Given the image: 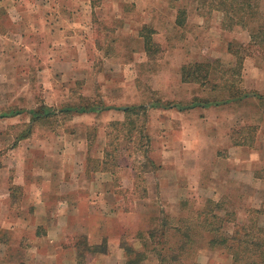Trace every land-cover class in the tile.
Masks as SVG:
<instances>
[{
	"label": "rangeland",
	"instance_id": "374dc122",
	"mask_svg": "<svg viewBox=\"0 0 264 264\" xmlns=\"http://www.w3.org/2000/svg\"><path fill=\"white\" fill-rule=\"evenodd\" d=\"M218 1L100 0L92 8L90 0H0V234L5 240L0 245V264H46L35 255L43 244L33 237L37 232L33 211L20 207L23 187L14 185L27 180L25 174L43 177L44 170L52 175L54 169L72 173L76 168L72 161L82 152L79 138L86 120L79 117L58 125L33 126L32 138L15 145L30 123L29 110L43 104L58 109L78 103L79 96L88 97L105 108L92 120L99 131L111 122L123 121L118 107L205 96L208 87L180 82L183 65L217 60L218 68L224 70L218 77L222 73L223 81L240 79L237 87L242 89L255 85L254 79L249 77L247 82L246 77L264 75L262 36L257 32L264 27V0H251L250 9L243 0L235 1L226 6L232 12L228 15L215 10ZM179 19L182 25L177 24ZM143 26L152 29V39L159 46L152 60L142 50ZM235 54L244 57L237 76L235 71L226 72L234 69ZM248 99L223 110L198 108L186 117L174 111L150 110L147 133L154 165L143 173L133 170L131 159L126 158L131 147L125 141L126 129L107 128L112 138L117 137L115 155H122L118 180L105 173L117 207H112L108 192L101 197L90 192L77 194L76 217L83 219L88 243L105 240L106 252L114 253L112 264H160L153 248L161 239L149 240L147 233L164 229L163 224L185 227L188 222L192 226L199 212L212 208L208 202L220 206L217 213L227 219L223 228L228 233L243 225L253 234L257 228L264 229V197L244 190L243 185L233 189L228 182L231 170L241 171L250 157L238 160V156H229L228 145L215 139V122L224 125L221 133L249 123L258 128L254 150L249 152L264 150V114L257 106L263 109L264 105L254 97ZM9 109L21 113L2 117ZM71 135L77 153L69 147ZM219 148L221 152H217ZM215 153L223 159L215 158ZM90 154L94 157L89 158L90 166L103 156L99 145ZM258 161L256 167L261 165ZM136 162L143 160L138 157ZM91 171L89 176L99 175ZM7 187L12 190L9 214L3 201ZM24 214L29 216L27 224L15 218ZM205 238L199 228L193 246L177 257L176 264H233L227 250L206 247ZM123 244L133 247L134 253L125 255ZM102 256L88 257L87 264H105Z\"/></svg>",
	"mask_w": 264,
	"mask_h": 264
},
{
	"label": "trees",
	"instance_id": "16d2710c",
	"mask_svg": "<svg viewBox=\"0 0 264 264\" xmlns=\"http://www.w3.org/2000/svg\"><path fill=\"white\" fill-rule=\"evenodd\" d=\"M238 0H219L218 5H216L215 10H224L225 14L228 15L232 12L226 9V6H232V3ZM100 0H90V5L92 8L98 7ZM245 6L250 9L251 0H243ZM235 6H238L236 3ZM241 10V9H239ZM252 10H249V15L251 17ZM243 18V17H242ZM178 25H182V21L179 19ZM259 35L262 36L260 44L263 45L262 50L264 53V27L260 26L257 30ZM140 38L143 42V50L149 60L154 59L156 53L159 52V46L154 43L152 39V29L146 26L140 29ZM256 37L252 38L254 41ZM236 56V64L234 69H228L226 72L235 71L234 75H239L242 69L243 56ZM218 61H205L200 63H189L183 65L180 68V80L187 84H196L200 87H208L209 92L203 97H193L187 102H154L153 107L160 109H175L179 112L195 109V108H210L216 107L221 104H226L229 102L241 103L248 99L250 95L264 105V98L255 93H247L242 91L237 87L240 79H227L222 80V73ZM218 72H222L218 77ZM236 75V76H237ZM217 78V79H215ZM221 81V83H220ZM224 89L226 93H224ZM80 102L75 105H70L64 107L57 113L55 110L46 108L40 105L34 110L28 111L30 116V123L25 125V129L18 135L17 139H25L31 135L32 127L38 124L51 123L56 117H61L62 120L70 118L72 115H79L90 112H101L105 110L98 104L100 101H90L87 99L80 98ZM124 114V120L121 122H111L108 129L116 126H121L122 129H126L125 141L128 142L131 147L129 149L130 153L127 155V160L131 159V167L133 170L139 172H144L148 169V166L153 167V162L149 157L150 154V137L146 130V125L148 121L147 106L145 105H133L126 107L122 111ZM21 111L18 109H9L5 115L2 117H14L20 115ZM123 131V130H122ZM108 143L105 148L104 156L102 160H95L96 164L90 166V159H88L89 166L87 164L88 172L93 170L94 172L108 173L110 178L114 181L118 180V166L119 160L121 161L122 155H115L116 148L119 146L114 143L117 137L112 138L111 133H107ZM255 140V129L254 127H241L237 129L233 136L231 137L233 146H251ZM94 141V132L89 130L88 133V144L89 146ZM140 157L143 163H137L136 158ZM92 172V171H91ZM209 205L207 211H201L197 215L198 220L193 223V225H187L183 227L173 226L164 224L161 225L163 228L159 230L151 229L147 233V238L149 240L161 239L160 243H157L153 251H155L157 257L159 258L160 264H176L179 261L180 255H183L188 247L194 244V235L196 236L199 228L202 229L206 238L204 243L206 247L217 249H225L228 251L229 256L232 259L233 264H264V229L257 228L256 234L249 232V228L245 225L242 227L235 226L231 233H228L224 228V224L227 222L225 217H220L217 211H220V206L218 203L208 202ZM254 227V226H253ZM195 229V231H194ZM194 232V233H193ZM169 237V239H168ZM175 239V240H172ZM4 236L0 234V245H4ZM69 246L74 249L76 253V264H87V258L94 255L106 254V243L103 242L101 245H90L86 237L77 236L73 237ZM176 246V248H174ZM125 255H130L134 253L133 247L123 244L121 245ZM172 257V258H171ZM178 259V260H177ZM129 263V262H128ZM126 263V264H128ZM18 264H27L25 262H20Z\"/></svg>",
	"mask_w": 264,
	"mask_h": 264
},
{
	"label": "crops",
	"instance_id": "0c3cea01",
	"mask_svg": "<svg viewBox=\"0 0 264 264\" xmlns=\"http://www.w3.org/2000/svg\"><path fill=\"white\" fill-rule=\"evenodd\" d=\"M142 50H143V42H142ZM243 60H244V57H243ZM242 65H243V62H242ZM179 75H180V72H179ZM256 76L250 75L245 78L247 82L251 80L249 79V77L255 80V85L253 87L251 85L248 87V89L244 87L245 89L251 90V91H245V89H242L239 87L238 88L247 93H255L264 98V75H259L258 78H256ZM184 84H187V83H184ZM250 97L252 98L253 96L250 95ZM80 98L94 101L88 97L79 96L78 103L81 101ZM189 100H185V101L181 100L178 102H187ZM248 100L249 99H246L243 102H246ZM169 102H175V101H169ZM153 103L147 106V115H148V121L146 125L147 131H148V123L150 119V115H149L150 110H162V111H169V112L174 111L178 115L185 114L184 117H186L187 114H192V111H195L196 109H198V108H195V109L179 112L175 109L164 110V109L153 107L152 106ZM234 103L235 102H229L226 104H221L219 106L210 107L206 109L211 110V108H215V111L223 110L224 108H226V106H229L230 104H234ZM70 105H75V103L64 104L58 107V109L49 107L43 104V106H45L46 108L55 110L56 113L62 110L64 107L70 106ZM257 106L259 110L263 112L264 114V108L262 109L263 106L262 107L261 105H257ZM126 107H130V106L118 107V110H120V112L124 114L122 111ZM115 111H117V108L115 109ZM103 112H105V110L98 112V113L90 112V113H84V114H79V115L76 114V115H72L70 118L66 120H62L61 117L59 116V117H56L54 120L50 121L52 125L54 123L58 125L61 122L71 120L74 117H79L81 118V120H86L85 122L86 125L84 126V132L81 134L82 137L79 138L80 146H81V147L79 146V149L82 150V152L79 151V153L74 158V161H72V166L76 167V168L74 167L75 170L73 169L72 173H70L69 170H64V169L55 170L54 169L52 171L53 172V175H52L51 172L44 170L43 171L44 175H42L43 177H37L36 175H34L35 173L32 175L25 174L27 176V180H24V182L22 183L20 182L19 184L16 183L17 185H14L18 188L23 187V190H22L23 196L21 199L20 207L21 208L27 207L29 209H32L33 211L32 218L33 220H35V223H37L36 225L37 230L35 229L37 232L33 235V237L35 239H39L38 241L41 242V244H43L41 248H39L38 246L39 250L37 251V253H35V255H38L41 258L45 259L46 264L48 263L49 264H75L76 253L74 249L69 246L71 237L82 236V237L88 238L89 240L87 231L83 230V219L80 217L79 218L76 217L75 208L78 205L74 201L76 200L77 194L86 195L88 192H90L89 194L91 195L99 194V196L101 197V195L108 192L110 196L111 205L114 203L112 207L113 206L117 207V203H116L117 201L114 199L113 195L110 194L109 192L110 190L107 187V182L110 181L108 176H106L105 173H102V172H99V175L93 174L94 176H89L88 173L90 171L88 172V170L86 169L88 159L94 158L90 154L91 149L95 145H99V151L104 156L105 148L107 146V140H108L107 138L108 129L107 128L108 127H106L105 129L104 128L105 125H104L103 129H99L98 131V128L95 125V122L92 121L97 118V115ZM27 115H28V112H27ZM122 120H124V116ZM116 122H120V121H116ZM223 126L224 125L218 124L215 122V139L218 140L219 142L223 141L224 143H226L225 146L228 145V149L230 150L228 155L229 156L234 155L235 157L238 156L239 157L238 160H245L248 156L250 157L247 159V162H245L244 167L241 169V171L238 169L237 170L235 169V170H231V172L228 174L230 178L228 182H230V185L232 186L231 188L238 189L239 186L241 187V185H243L244 190H251V191L254 190V192H258L260 193L259 194L260 196L264 197V173H263L264 172V150H262V152L254 153V154H252V152H249V151L254 150L256 139L254 140L251 146H233L232 141H231V137L233 136V133L237 129L241 127H249V128L254 127L255 132H256L258 129L257 125H251L247 123V125L246 124L239 125L237 128L236 127L231 128L232 127L231 126V127H228V129L225 130L223 133H221ZM91 129L94 132V141L89 146L88 133H89V130ZM180 137H182L181 130H180ZM30 138H32L31 135L25 139H17L14 144L16 145V143L24 141V140H29ZM68 140L71 142L69 146V147H72L71 150H75V147H74V145H76L75 136L73 137L72 135L68 136ZM221 151L222 149L220 148L217 149V152H221ZM74 153H77L76 150L74 151ZM217 154L218 153H215V158L218 157V159H223V158H220ZM103 156L96 157V158L98 160H102ZM256 160L260 161L261 167L260 166L256 167V164H257ZM53 164L56 166L54 162ZM254 170H258L261 172L259 173L257 171L256 173ZM93 178L101 179L102 182L101 181L98 182L97 180L95 181L93 180ZM249 182H255V183L251 184L250 186ZM103 183H104V187L102 185ZM85 184H87V187L89 188V190H87V187H85ZM25 186L27 187V190L25 189L26 188ZM10 188L7 187L6 189L7 195L6 197H4V200H3L8 214H9L8 209L10 206L9 197H11V194H12V190H10ZM78 204L80 205V203ZM104 206L108 207L109 205L108 203H106L104 204ZM50 208L53 209L52 212L50 211ZM15 218L17 221H20L21 223H25V224H27L26 221H29V216L25 214L24 216H17V217L15 216ZM103 242L106 243L105 240H103ZM103 242L99 244L94 243V245H101ZM106 248H107V245H106ZM106 254L107 255L102 256L104 257V260H102V262H104L105 264H112V257L114 253H112L109 250L106 252Z\"/></svg>",
	"mask_w": 264,
	"mask_h": 264
}]
</instances>
